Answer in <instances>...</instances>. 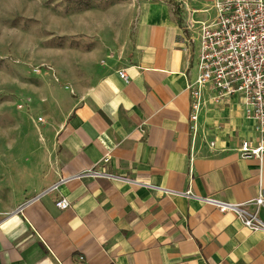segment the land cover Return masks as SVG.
Wrapping results in <instances>:
<instances>
[{"label": "crops", "instance_id": "obj_1", "mask_svg": "<svg viewBox=\"0 0 264 264\" xmlns=\"http://www.w3.org/2000/svg\"><path fill=\"white\" fill-rule=\"evenodd\" d=\"M213 2L146 3L131 48L88 52L77 68L63 63L74 96L59 89L60 103L45 83L50 156L35 149L22 160L30 144L0 145L18 151L0 156V264H264V232L204 201L264 197V155L239 151L256 132L238 97L208 101L191 128L192 23L213 17ZM89 171L120 179L78 176Z\"/></svg>", "mask_w": 264, "mask_h": 264}, {"label": "rangeland", "instance_id": "obj_2", "mask_svg": "<svg viewBox=\"0 0 264 264\" xmlns=\"http://www.w3.org/2000/svg\"><path fill=\"white\" fill-rule=\"evenodd\" d=\"M158 2L177 8V0H0V145L30 144L31 149H20L22 160L35 149L36 158L49 157L45 147L54 138L45 131L53 125L44 107L45 83L53 82L60 103L59 89L74 96L61 73L63 63L77 68L88 52L131 48L141 7ZM16 152L9 147L0 156Z\"/></svg>", "mask_w": 264, "mask_h": 264}, {"label": "built area", "instance_id": "obj_3", "mask_svg": "<svg viewBox=\"0 0 264 264\" xmlns=\"http://www.w3.org/2000/svg\"><path fill=\"white\" fill-rule=\"evenodd\" d=\"M213 9V17L192 23L198 26L199 32L198 75L188 85L192 98L191 128L197 131L199 115L208 101L218 105L238 97L246 116L254 121L256 132L255 139L243 141L239 151L243 158L261 159L264 155V0H214ZM121 77L128 81L126 74L122 73ZM78 176L120 179L98 171ZM204 201L222 213H234L250 231L264 232V221L258 212L264 207L263 195L240 205L211 198ZM56 205L62 210L70 206L66 199ZM250 205H255L257 210L250 211Z\"/></svg>", "mask_w": 264, "mask_h": 264}]
</instances>
